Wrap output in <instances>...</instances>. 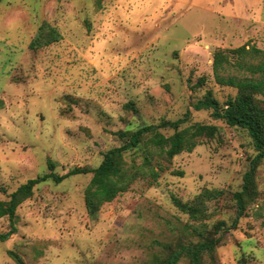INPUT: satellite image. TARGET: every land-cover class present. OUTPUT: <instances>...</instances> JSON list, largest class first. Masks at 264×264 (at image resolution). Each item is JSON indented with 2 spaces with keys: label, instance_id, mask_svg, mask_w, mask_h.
Returning <instances> with one entry per match:
<instances>
[{
  "label": "rangeland",
  "instance_id": "obj_1",
  "mask_svg": "<svg viewBox=\"0 0 264 264\" xmlns=\"http://www.w3.org/2000/svg\"><path fill=\"white\" fill-rule=\"evenodd\" d=\"M222 1L0 2L1 200L49 172V159L59 175L98 167L106 151L123 144L120 130L155 124L169 136L198 122L219 127L172 159L147 147L151 133L144 134L138 147L124 152L136 178L94 214L84 198L92 173L38 184L17 209V233L0 241V264H161L205 235L221 241L204 253V264H264V161L256 172L257 196L237 227L214 233L220 221L231 226L233 195L256 151L246 129L195 105L209 92L222 103L237 93L216 82V50H264V0ZM247 7L250 19L239 23L221 15L242 17ZM44 23L61 37L33 47ZM220 31L225 35L218 39ZM261 59L257 54L253 62ZM222 74L249 76L235 66ZM178 120L177 127L163 125ZM175 200L201 201V211L192 216ZM9 225L1 218L0 233ZM175 264L191 263L181 255Z\"/></svg>",
  "mask_w": 264,
  "mask_h": 264
},
{
  "label": "trees",
  "instance_id": "obj_2",
  "mask_svg": "<svg viewBox=\"0 0 264 264\" xmlns=\"http://www.w3.org/2000/svg\"><path fill=\"white\" fill-rule=\"evenodd\" d=\"M2 1L0 0V2ZM60 35L56 27L44 23L39 28L31 45L33 47L48 45L59 40ZM257 54L264 55V50L257 47L247 48L245 45L227 50H216L213 57L216 82L236 88L237 93L222 103L209 92L195 105L197 110L211 109L215 119H221L230 126L246 129L256 151V155L251 159L250 168L244 175L242 188L233 195L237 208L236 216L231 226L226 227L225 221L218 222L215 226V234L237 227L239 220L245 215L248 204L257 196L256 172L264 161V59L256 63L253 62ZM232 55H236L237 60H232ZM231 66L238 67L247 72L249 76L238 78L222 74ZM204 80L205 78H201L199 82L203 83ZM167 124L177 127L180 121L165 122L163 125ZM158 127L159 125L150 124L134 131H118L117 135L123 140V144L106 151L103 154L102 163L95 168L76 167L67 174L59 175L54 171V162L49 159V172L27 180L9 193L7 200L0 199V219L8 217L10 222L9 229L0 233V241H7L17 233V209L25 200L32 197L38 184L49 179L59 183L71 175L92 173L90 183L85 189L84 198L87 211L94 214L100 210L104 203L112 201L118 194L127 191L129 184L136 178V175L128 172L125 167L124 152L138 147L144 134L151 133L145 142L147 147H156L161 154L172 159L183 151H192L203 138H212L219 131V127L215 124L198 122L166 136L158 130ZM157 174L158 172H153V176H157ZM0 191L6 192V189L0 187ZM206 193L215 197L221 195V192L207 191ZM198 200H202V198ZM175 203L182 211L197 217L203 202L196 200L191 205L175 200ZM220 241V237L205 235L197 243L183 244L180 249L169 254L161 264H175L181 255L189 257L191 264H204V253L213 252ZM13 256L18 263H22L19 256L15 254Z\"/></svg>",
  "mask_w": 264,
  "mask_h": 264
},
{
  "label": "crops",
  "instance_id": "obj_3",
  "mask_svg": "<svg viewBox=\"0 0 264 264\" xmlns=\"http://www.w3.org/2000/svg\"><path fill=\"white\" fill-rule=\"evenodd\" d=\"M223 3H227L228 2V0H223L222 1ZM214 13H216L215 11H213ZM248 12H249V9H248V7L246 8V10H245V13H244V16H242V17H239V16H237V14L236 13H233L232 14V16L229 14V13H223V14H221L223 17H231L232 19H234L235 21H237V23H239L240 21H242V20H247V19H250V16H247V14H248ZM211 13H212V11H211ZM237 25V24H236ZM236 29V31H235V33H238V34H236V35H239L240 34V32H238V28H237V26H236V28L234 27V30ZM233 30V31H234ZM224 32L225 31H220L219 33L220 34H218L217 36H218V39H221L225 34H224Z\"/></svg>",
  "mask_w": 264,
  "mask_h": 264
}]
</instances>
